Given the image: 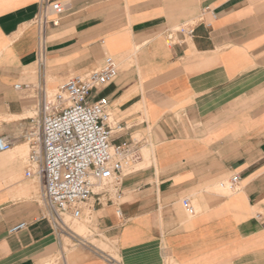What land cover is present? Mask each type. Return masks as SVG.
I'll return each mask as SVG.
<instances>
[{
	"label": "crops",
	"instance_id": "obj_1",
	"mask_svg": "<svg viewBox=\"0 0 264 264\" xmlns=\"http://www.w3.org/2000/svg\"><path fill=\"white\" fill-rule=\"evenodd\" d=\"M46 1L0 0V264H264V0H48L65 11L43 22ZM107 57L118 77L91 101L137 158L120 200L84 206L83 239L26 177V134L47 90Z\"/></svg>",
	"mask_w": 264,
	"mask_h": 264
},
{
	"label": "built area",
	"instance_id": "obj_2",
	"mask_svg": "<svg viewBox=\"0 0 264 264\" xmlns=\"http://www.w3.org/2000/svg\"><path fill=\"white\" fill-rule=\"evenodd\" d=\"M64 11L60 2L47 0L41 20L60 17ZM52 24L57 25L58 20ZM194 33L193 26L185 25L170 33L167 41L175 44V34L192 38ZM117 77L118 64L107 57L102 68L69 78L52 96L45 93L36 115L29 119L26 177L35 176L43 183V199L50 209L51 221L62 232L71 229L59 226V221L65 215L79 219L93 196L112 195L120 200L122 180L137 158L130 144L111 142L109 101H91L95 90L112 84ZM12 149L13 143L0 137V154ZM240 182V176L234 175L221 188L234 193ZM182 207L189 217L197 214L189 199L182 201Z\"/></svg>",
	"mask_w": 264,
	"mask_h": 264
},
{
	"label": "rangeland",
	"instance_id": "obj_3",
	"mask_svg": "<svg viewBox=\"0 0 264 264\" xmlns=\"http://www.w3.org/2000/svg\"><path fill=\"white\" fill-rule=\"evenodd\" d=\"M62 84H64V83H61L60 84V86L62 85ZM57 89H58V87L57 88H55V89H53V90H47V92H46V94L48 95V96H52V95H54V93L57 91ZM30 117H32L33 115H29ZM225 190V189H224ZM98 190H96L95 192H97ZM228 191V193H227V195H229V194H231V192L229 191V190H227ZM64 219H65V224L76 234V235H78V236H80L81 238H87V236H88V231L87 230H85L84 229V231L83 232H80L79 231V229H78V223H80V224H84V222H86V215L84 214L83 215V217H80L79 219H75V218H73L71 215H65L64 217H63ZM77 225V226H76Z\"/></svg>",
	"mask_w": 264,
	"mask_h": 264
},
{
	"label": "bare ground",
	"instance_id": "obj_4",
	"mask_svg": "<svg viewBox=\"0 0 264 264\" xmlns=\"http://www.w3.org/2000/svg\"><path fill=\"white\" fill-rule=\"evenodd\" d=\"M65 223V219L62 218V221H59V226H67Z\"/></svg>",
	"mask_w": 264,
	"mask_h": 264
}]
</instances>
